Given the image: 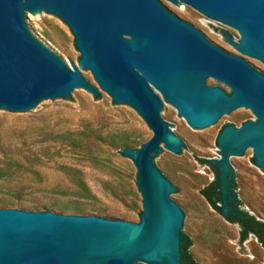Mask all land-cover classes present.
<instances>
[{
  "label": "water",
  "instance_id": "obj_1",
  "mask_svg": "<svg viewBox=\"0 0 264 264\" xmlns=\"http://www.w3.org/2000/svg\"><path fill=\"white\" fill-rule=\"evenodd\" d=\"M164 1L199 13L209 30L220 27L235 51L264 66V0ZM34 16L70 29L78 65L71 68L37 31ZM258 70L162 0H0V109L35 118L63 101L73 106L84 91L102 103L107 93L154 134L138 150L119 151L137 170L138 223L0 207V264H183L181 240L194 221L178 203L186 193L160 165L168 152L184 159L194 144L168 120V105L198 135L221 132L219 158L207 164L216 175L218 209L235 221L231 204L245 205L237 160L254 155L264 174V72ZM244 113L254 119L227 125Z\"/></svg>",
  "mask_w": 264,
  "mask_h": 264
},
{
  "label": "rangeland",
  "instance_id": "obj_2",
  "mask_svg": "<svg viewBox=\"0 0 264 264\" xmlns=\"http://www.w3.org/2000/svg\"><path fill=\"white\" fill-rule=\"evenodd\" d=\"M162 1L181 19L203 28L214 43L236 54L224 40L225 32L220 27L209 30L199 13L183 11ZM34 17L37 31L65 62L71 68L72 62L78 65L81 54L70 29L57 19L40 21ZM229 34L239 39L238 33ZM249 61L264 72L263 65L253 59ZM168 107L173 113L168 120L176 122L183 129L178 133L194 144L184 159L168 152V160L160 167L186 193L178 203L194 221L189 237L197 242L190 248L195 261L264 264V249L257 239L249 236L241 243L240 225L227 221L203 194L216 182L214 169L207 162L219 158L217 139L221 132L198 135L171 105ZM253 119L252 113H244L227 125L240 127ZM153 135L135 110H123L107 93L102 103L84 91L73 106L63 101L35 118H13L0 109V158L19 159L23 164L14 168L19 177L15 182L0 183V200L9 201L2 202L0 207L72 213L60 207L76 203V198L58 192L77 190L75 177L68 172L77 169L98 198L82 213L138 223L143 200L137 190V170L132 161L119 154L124 147L120 144V149L114 148L111 142L117 136L129 141L127 148L138 150ZM253 159L254 155L237 160L245 179L237 192L245 204L241 209L264 222V174Z\"/></svg>",
  "mask_w": 264,
  "mask_h": 264
},
{
  "label": "trees",
  "instance_id": "obj_3",
  "mask_svg": "<svg viewBox=\"0 0 264 264\" xmlns=\"http://www.w3.org/2000/svg\"><path fill=\"white\" fill-rule=\"evenodd\" d=\"M79 135V134H78ZM113 141L111 142V146L114 148L120 149V144L124 149L130 145L129 141L123 140L118 138L117 136H113ZM27 158V157H26ZM201 163H206V161L201 160ZM23 166L22 161L15 158H0V183H12L17 180V169L18 167ZM17 167V168H16ZM15 168V169H14ZM69 173L74 175L75 177V186L77 190L74 192H66L63 191L62 193L58 192L59 194H70L74 198H76V203L71 204L67 203L60 207L62 211L70 210L73 214L81 215L83 208L88 207L89 204L95 203L98 201V198L91 192L86 182L81 177V172L77 169H68ZM1 187V185H0ZM215 187L211 186L208 187L206 190L203 191L204 196L207 198L211 206L219 211V197L218 194L214 191ZM236 190V186H235ZM57 194V191H55ZM2 202H9L0 200V204ZM6 204H14V203H6ZM240 215L237 220L227 219L230 223L239 224L241 227L240 233V241L241 243L248 240L249 236H254L257 239V242L261 245L264 249V222L257 220L254 216L249 214L246 211L241 209V205L239 203ZM220 212V211H219ZM142 214V213H141ZM192 247V241L189 236L183 235L181 241V257L183 264H197L193 255L190 252V248Z\"/></svg>",
  "mask_w": 264,
  "mask_h": 264
},
{
  "label": "flooded vegetation",
  "instance_id": "obj_4",
  "mask_svg": "<svg viewBox=\"0 0 264 264\" xmlns=\"http://www.w3.org/2000/svg\"><path fill=\"white\" fill-rule=\"evenodd\" d=\"M239 35V34H238ZM239 37V36H238ZM236 55H239V56H242V57H244L250 64H251V62L249 61V59H251V58H249V57H245V56H243V55H241L240 53H238L237 51H236ZM253 65V64H252ZM254 66V65H253ZM255 67V66H254ZM256 68V67H255ZM257 69V68H256ZM258 70V69H257ZM259 72H261L260 70H258ZM261 73H263V72H261ZM264 74V73H263ZM210 80V79H209ZM208 82V81H207ZM221 84V83H220ZM222 86H225V85H223V84H221ZM212 87V86H211ZM217 87V86H216ZM225 87H227V86H225ZM228 88V87H227ZM223 89V88H222ZM229 89V88H228ZM225 91H227V93H230V89L229 90H225ZM213 187H216L215 186V184H213L212 185ZM236 186V182H235V185H234V187ZM217 194V193H216ZM218 197H219V199H220V195L218 194ZM231 210H233V211H237L238 213H239V215H240V209H239V201H234L232 204H231ZM182 241V240H181ZM182 258V257H181Z\"/></svg>",
  "mask_w": 264,
  "mask_h": 264
}]
</instances>
